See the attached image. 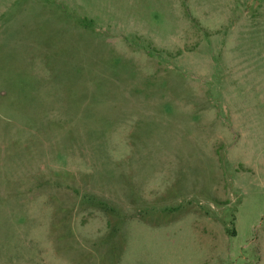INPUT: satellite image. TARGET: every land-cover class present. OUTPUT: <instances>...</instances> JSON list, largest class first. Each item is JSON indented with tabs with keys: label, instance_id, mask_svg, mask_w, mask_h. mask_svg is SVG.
<instances>
[{
	"label": "rangeland",
	"instance_id": "obj_1",
	"mask_svg": "<svg viewBox=\"0 0 264 264\" xmlns=\"http://www.w3.org/2000/svg\"><path fill=\"white\" fill-rule=\"evenodd\" d=\"M0 264H264V0H0Z\"/></svg>",
	"mask_w": 264,
	"mask_h": 264
}]
</instances>
